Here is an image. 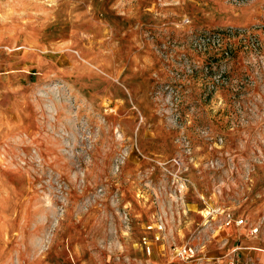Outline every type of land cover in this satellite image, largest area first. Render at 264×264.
I'll return each mask as SVG.
<instances>
[{"label": "rangeland", "instance_id": "1", "mask_svg": "<svg viewBox=\"0 0 264 264\" xmlns=\"http://www.w3.org/2000/svg\"><path fill=\"white\" fill-rule=\"evenodd\" d=\"M183 244L264 264V0H0V264Z\"/></svg>", "mask_w": 264, "mask_h": 264}, {"label": "built area", "instance_id": "2", "mask_svg": "<svg viewBox=\"0 0 264 264\" xmlns=\"http://www.w3.org/2000/svg\"><path fill=\"white\" fill-rule=\"evenodd\" d=\"M212 213H215L216 215L222 216V224L223 226H228L232 223L235 225H241L244 223L243 218H236L234 213L231 210L228 209H221L220 207L211 208ZM151 225L149 226V228ZM159 228H162V224H158ZM258 228H254L251 230V233L256 232ZM146 250L150 252V246L146 247ZM174 254L177 255L180 259L184 261H191L195 262V264H203L204 256L200 254L198 251L196 245L194 244H183L175 247ZM221 264V263H219Z\"/></svg>", "mask_w": 264, "mask_h": 264}, {"label": "crops", "instance_id": "3", "mask_svg": "<svg viewBox=\"0 0 264 264\" xmlns=\"http://www.w3.org/2000/svg\"><path fill=\"white\" fill-rule=\"evenodd\" d=\"M220 217H222L221 215H219ZM233 225V224H232ZM226 229H225V231H226V234L228 233H232V230H231V224L230 225H228V226H226L225 227Z\"/></svg>", "mask_w": 264, "mask_h": 264}]
</instances>
